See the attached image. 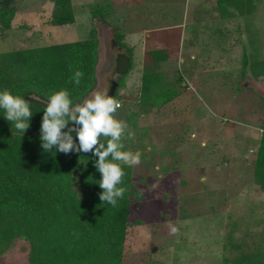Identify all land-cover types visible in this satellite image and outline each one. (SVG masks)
Wrapping results in <instances>:
<instances>
[{"label":"rangeland","instance_id":"obj_1","mask_svg":"<svg viewBox=\"0 0 264 264\" xmlns=\"http://www.w3.org/2000/svg\"><path fill=\"white\" fill-rule=\"evenodd\" d=\"M251 1L249 16L227 20L214 0H71L74 23L63 26L49 24L51 0L14 1L0 53L82 40L93 27L96 83L84 101L111 82L122 85L115 116L128 124L124 149L147 147L129 166L142 199L130 207L123 264H253L257 253L264 264V192L252 177L264 77L242 66L243 56L264 59V0ZM95 9L104 22L92 17ZM112 26L131 47L123 75L114 65L126 50ZM144 45L168 48L159 70L179 78L180 94L159 109L137 103ZM27 253L15 240L0 264H28Z\"/></svg>","mask_w":264,"mask_h":264},{"label":"trees","instance_id":"obj_2","mask_svg":"<svg viewBox=\"0 0 264 264\" xmlns=\"http://www.w3.org/2000/svg\"><path fill=\"white\" fill-rule=\"evenodd\" d=\"M14 1L0 0L1 32L10 29L16 11ZM51 1L49 24H73L71 0ZM96 11L92 17L104 22ZM214 11L227 20L238 15L246 17L253 11L252 1L214 0ZM112 29L115 44L126 50L131 65V47L124 43L116 26ZM97 47L96 30L91 27L88 37L82 40L0 53V91L8 89L22 96L33 113L29 128L22 134L0 109V255L15 240H21L28 245V264L124 262L130 207L142 199L133 185L131 168L117 162L125 173L119 187L126 191L113 207L99 199L102 177L95 167L98 158L92 152L64 154L55 147L44 151L40 139L39 128L51 94L66 89L75 105L93 90ZM169 52L168 48H144L138 106L159 109L180 94L178 76H167L159 70L160 63L170 59ZM242 66H248L253 77H264V59L243 56ZM76 70L84 74L79 85L72 80ZM121 86L117 84V88ZM259 129L252 177L264 192V108ZM72 135L76 140L75 132ZM146 148L139 146L141 158ZM250 258L253 264H263L258 253Z\"/></svg>","mask_w":264,"mask_h":264},{"label":"clouds","instance_id":"obj_3","mask_svg":"<svg viewBox=\"0 0 264 264\" xmlns=\"http://www.w3.org/2000/svg\"><path fill=\"white\" fill-rule=\"evenodd\" d=\"M83 75L82 71L76 70L72 77L73 82L79 85ZM120 107V102L110 96L107 90L95 91L90 99L73 105L70 93L62 89L49 96L40 128L44 151L55 147L64 154L92 152L98 158L95 167L102 177L99 181V187L102 189L99 199L113 207L117 205L118 199L123 198L126 191L125 188L119 187L125 173L117 162L137 166L142 157L139 150H123L122 137L128 130V124L115 116ZM0 109L5 111L4 118L14 122L15 128L22 134L29 128L33 113L29 102L22 96L13 95L8 89L0 91ZM69 122H73L74 126L69 127ZM73 132L76 134V140L73 138ZM133 135V132H128L129 137ZM102 136L108 138L106 145L100 140ZM169 228L171 232H177L175 226L169 224Z\"/></svg>","mask_w":264,"mask_h":264},{"label":"water","instance_id":"obj_4","mask_svg":"<svg viewBox=\"0 0 264 264\" xmlns=\"http://www.w3.org/2000/svg\"><path fill=\"white\" fill-rule=\"evenodd\" d=\"M129 66H130V62L128 57L124 54H119L115 60L114 72L117 75H123L127 72ZM116 88H117V83L111 82L110 87L108 89V94L110 96H114V92Z\"/></svg>","mask_w":264,"mask_h":264},{"label":"crops","instance_id":"obj_5","mask_svg":"<svg viewBox=\"0 0 264 264\" xmlns=\"http://www.w3.org/2000/svg\"><path fill=\"white\" fill-rule=\"evenodd\" d=\"M146 43H147V42H146ZM146 43H145V44H146ZM145 47H148V46H147V45H144V48H145Z\"/></svg>","mask_w":264,"mask_h":264}]
</instances>
